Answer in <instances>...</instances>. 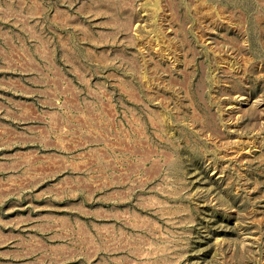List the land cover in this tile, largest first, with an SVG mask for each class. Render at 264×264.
<instances>
[{
    "label": "rangeland",
    "instance_id": "rangeland-1",
    "mask_svg": "<svg viewBox=\"0 0 264 264\" xmlns=\"http://www.w3.org/2000/svg\"><path fill=\"white\" fill-rule=\"evenodd\" d=\"M0 264H264V0H0Z\"/></svg>",
    "mask_w": 264,
    "mask_h": 264
}]
</instances>
